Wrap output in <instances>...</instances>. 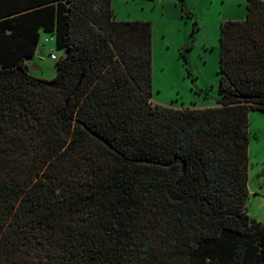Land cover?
<instances>
[{"label": "trees", "instance_id": "1", "mask_svg": "<svg viewBox=\"0 0 264 264\" xmlns=\"http://www.w3.org/2000/svg\"><path fill=\"white\" fill-rule=\"evenodd\" d=\"M247 11L221 26V105L175 107L152 98L151 21L0 0V264H264L248 213L264 0ZM42 32L63 52L51 79L28 63Z\"/></svg>", "mask_w": 264, "mask_h": 264}, {"label": "rangeland", "instance_id": "2", "mask_svg": "<svg viewBox=\"0 0 264 264\" xmlns=\"http://www.w3.org/2000/svg\"><path fill=\"white\" fill-rule=\"evenodd\" d=\"M114 5L119 20L153 23L154 102L175 107L221 105V26L225 20L246 18L247 0H114ZM40 43L41 48L46 44L43 56L28 60L30 73L51 79L63 52L47 33ZM186 47L192 76L180 56ZM249 118L248 213L264 222V113L251 111Z\"/></svg>", "mask_w": 264, "mask_h": 264}, {"label": "crops", "instance_id": "3", "mask_svg": "<svg viewBox=\"0 0 264 264\" xmlns=\"http://www.w3.org/2000/svg\"><path fill=\"white\" fill-rule=\"evenodd\" d=\"M112 5H113V8L115 7V5H114V0H112ZM115 11V10H114ZM115 15H116V11H115ZM116 18H117V15H116ZM118 19V18H117ZM43 34H46V32H42L41 33V37H40V41H41V38H42V35ZM47 34H49L54 40H55V37H54V35H52V34H50V33H47ZM40 41H39V44H38V46H37V50H36V54L34 55V56H36V55H40V56H43V50H42V48H45V46H46V44L44 43L43 44V46H42V48H41V43H40ZM46 41H49V39H47L46 38ZM41 44V45H40ZM55 46H56V43H55ZM197 107H205V106H197Z\"/></svg>", "mask_w": 264, "mask_h": 264}, {"label": "built area", "instance_id": "4", "mask_svg": "<svg viewBox=\"0 0 264 264\" xmlns=\"http://www.w3.org/2000/svg\"><path fill=\"white\" fill-rule=\"evenodd\" d=\"M52 57L55 58V59L57 58L55 54H52Z\"/></svg>", "mask_w": 264, "mask_h": 264}]
</instances>
